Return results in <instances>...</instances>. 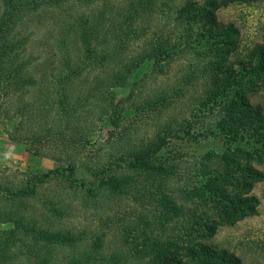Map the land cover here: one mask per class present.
<instances>
[{
	"label": "trees",
	"instance_id": "trees-1",
	"mask_svg": "<svg viewBox=\"0 0 264 264\" xmlns=\"http://www.w3.org/2000/svg\"><path fill=\"white\" fill-rule=\"evenodd\" d=\"M253 1L0 0V120L11 141L67 161L41 175L15 171L13 181L0 169V264H242L209 241L258 213L264 110L251 96L264 86V44L229 65L239 34L217 12ZM39 10L60 21L49 55L58 60L45 70L19 30ZM179 61L172 84L139 103L126 105L135 87L117 95L142 65L144 77H167ZM185 97L187 116L171 115ZM147 111L167 114L151 136L121 145L124 122ZM97 114L114 131L92 161L87 126ZM184 143L194 147L187 159ZM78 166L90 182L75 177ZM117 201L132 212L110 207ZM90 208L107 221L72 218Z\"/></svg>",
	"mask_w": 264,
	"mask_h": 264
},
{
	"label": "rangeland",
	"instance_id": "rangeland-1",
	"mask_svg": "<svg viewBox=\"0 0 264 264\" xmlns=\"http://www.w3.org/2000/svg\"><path fill=\"white\" fill-rule=\"evenodd\" d=\"M182 1L169 0L168 4L171 7H175ZM55 17L56 14L39 10L25 16L24 24L19 27L20 32L29 39L28 53H31L36 58L34 60L35 65L40 64L39 68L42 70H45L47 67L50 69L55 64V61L58 60V58L55 60L49 56L51 45L55 43V38L59 32L58 26L60 25V21ZM217 17L221 23L231 24L238 30L239 47L229 57V65L239 69L241 63L246 62L249 49L255 43L264 44V0L231 4L226 8L220 9L217 12ZM181 63L183 62H177L167 77L159 76L157 78L152 76L144 77L149 75L147 72L150 69V65L144 64L131 75L125 88L117 91V95L126 98L128 91L135 87L136 93L134 94V98L130 102H126V105L137 104L142 99L141 97L148 95L149 91L167 86L166 82L172 84L174 76L179 75L182 69L176 65H180ZM251 102L253 104H260L264 110V86L258 88L255 94L251 96ZM188 109L189 98H182L174 104L171 115H176V117L180 118L185 117L187 116ZM147 112L149 113L143 112L141 115L131 116L124 122L123 126L126 129L128 137L123 141L120 140L121 145L151 136L167 114L162 116L163 114L158 115L150 113V111ZM89 115L85 116L83 114V117L85 116L83 119L89 121ZM95 118L94 124L89 123L87 126V129H89V142L91 143V146L87 147V154L88 158L92 161L97 158L100 159L103 155H107L108 151L105 149L109 145L107 140L110 133L114 131L113 128L100 121L99 114L95 115ZM83 119L80 121V124H85ZM9 131L10 127L0 120V169H11L10 172L6 173L10 181L15 180V171L28 173L29 175H41L67 165L66 159L62 157H58V160H55V157L50 154L37 155L28 146L11 141L8 137ZM183 149L185 152L183 155H186L185 159L190 157L194 151V147L190 146V143H184ZM80 163L82 162L80 161ZM81 167H77L75 177L84 182H90L91 178L88 172ZM257 168L264 173V163ZM52 188L51 185H48L40 191L46 195L52 192ZM251 194L259 201L257 215L247 217L232 226L221 227L209 241V244L215 249H225L235 254L239 257L242 264H264V181L256 184ZM130 206L132 205L129 202L117 201L110 207L119 208L121 214L125 215V212L131 211ZM139 210L137 209V211ZM106 216V212H97L92 208L87 210L75 209L72 212L73 219H78L79 217L83 221L82 223L91 228H94V226L103 221H107Z\"/></svg>",
	"mask_w": 264,
	"mask_h": 264
},
{
	"label": "crops",
	"instance_id": "crops-1",
	"mask_svg": "<svg viewBox=\"0 0 264 264\" xmlns=\"http://www.w3.org/2000/svg\"><path fill=\"white\" fill-rule=\"evenodd\" d=\"M4 137H6V136H4Z\"/></svg>",
	"mask_w": 264,
	"mask_h": 264
}]
</instances>
